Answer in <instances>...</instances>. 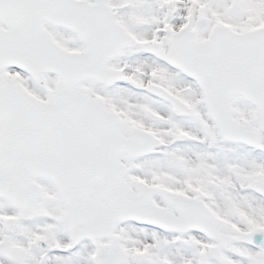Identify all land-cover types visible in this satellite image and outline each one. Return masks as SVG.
<instances>
[{
  "label": "water",
  "instance_id": "95a60500",
  "mask_svg": "<svg viewBox=\"0 0 264 264\" xmlns=\"http://www.w3.org/2000/svg\"><path fill=\"white\" fill-rule=\"evenodd\" d=\"M99 1L98 5L77 0L0 1V22L10 28L8 32L0 29V71L16 66L36 78L50 72L65 86L60 95H51L50 103L42 105L20 85L0 75V195L32 216L41 215L44 209L36 201L43 193L34 180L53 179L69 207L67 218L72 233L77 234L75 239H114L113 251L106 261L99 257V264H128L115 236L117 225L128 220L169 230H201L230 249L232 241L240 240L224 243L227 238L211 232L196 215L182 222L152 203L159 194L179 209L178 196L147 187L141 195H132L125 188L123 180L130 172L120 157L128 154L133 160L147 155L156 140L142 131L135 132L132 139L124 137L120 119L78 90V84L88 78L105 84L119 79L108 64L135 42L110 7ZM44 22L74 29L88 51L74 54L63 50L46 34ZM172 43L168 59L202 80L222 133L230 140L258 145V136L233 118L232 102L243 96L255 103L261 109L264 127V30L241 36L217 28L208 45H198L195 33L187 28L174 35ZM155 52L160 53L158 47ZM218 86L219 93L212 92ZM149 90L186 111L164 89L152 86ZM257 188L264 194V186ZM245 241L264 245V232L253 233ZM0 250L12 259L25 258L6 246ZM220 250L214 257H220Z\"/></svg>",
  "mask_w": 264,
  "mask_h": 264
},
{
  "label": "rangeland",
  "instance_id": "374dc122",
  "mask_svg": "<svg viewBox=\"0 0 264 264\" xmlns=\"http://www.w3.org/2000/svg\"><path fill=\"white\" fill-rule=\"evenodd\" d=\"M107 2L118 12L122 25L138 38L139 43L127 50L117 63V67L126 62L130 64L128 74L137 84L104 88L94 81H86L80 84V89L118 113L123 120L121 130L128 137L141 129L159 139L155 153L150 156L131 163L124 159L131 168L126 186L130 191L139 192L141 185L147 184L201 199L214 215L220 232L228 236L246 238L251 232L264 229V198L254 190L256 184H264V130L259 125V110L243 99L235 101L236 118L249 129L261 132L260 149L227 141L192 83L163 62L147 57L144 54L146 48L141 45L158 40L165 55L170 52V30L177 33L188 25L197 31L200 43H205L214 27L221 23H228L241 33L253 32L264 27V0ZM169 9L176 11L173 17L168 16ZM135 22H140L141 26L135 27ZM49 33L68 49H84L80 42L60 31L50 28ZM6 75L21 83L40 101H47L41 88L22 72L7 70ZM44 79L51 90L60 92L57 77L45 75ZM152 83H159L179 95L192 107L191 114L182 116L172 105L148 93L146 88ZM157 118L165 122L159 124ZM40 184L56 197L42 217L30 220L10 202L0 199V242L7 239L14 248L29 251L26 264H96L97 251L106 258L112 246L109 239L98 240L96 244L88 242L78 252L71 251L68 224L64 218L66 208L57 198L52 182L41 181ZM155 203L160 210L178 215L161 198H155ZM8 217L20 220L12 235L5 225ZM117 234L130 264H264V247L253 248L246 244H235L233 250L224 251L222 257L215 260L211 252L218 243L201 233L178 234L126 223L119 225ZM37 236L48 243L47 251L34 247ZM54 245L70 252L52 254L49 250ZM0 264L13 263L0 256Z\"/></svg>",
  "mask_w": 264,
  "mask_h": 264
}]
</instances>
